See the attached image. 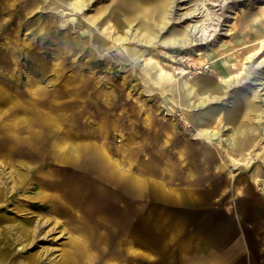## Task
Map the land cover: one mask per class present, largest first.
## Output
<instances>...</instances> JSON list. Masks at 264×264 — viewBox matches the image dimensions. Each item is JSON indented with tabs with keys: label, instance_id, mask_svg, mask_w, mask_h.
I'll return each mask as SVG.
<instances>
[{
	"label": "rangeland",
	"instance_id": "obj_1",
	"mask_svg": "<svg viewBox=\"0 0 264 264\" xmlns=\"http://www.w3.org/2000/svg\"><path fill=\"white\" fill-rule=\"evenodd\" d=\"M58 1L0 0V264H264V232H244L264 219L246 202L264 210V128L247 138L248 163L226 162L253 197L226 172L179 171L176 155L220 145L198 141L193 118L209 109L223 112L206 127L225 128L227 108L252 100L264 127V0H167L159 32L163 0ZM145 16L160 41L191 23L208 30L187 45L139 42ZM172 81L203 82L194 101L216 85L221 98L186 109Z\"/></svg>",
	"mask_w": 264,
	"mask_h": 264
},
{
	"label": "bare ground",
	"instance_id": "obj_2",
	"mask_svg": "<svg viewBox=\"0 0 264 264\" xmlns=\"http://www.w3.org/2000/svg\"><path fill=\"white\" fill-rule=\"evenodd\" d=\"M52 1L56 3L57 0L56 1L52 0ZM90 1L91 0H79L75 4L74 3L73 4H70V2L68 0H59L58 1L59 2L58 4L63 5L64 8H71L74 5L75 7H79L80 9H85V8H88L87 6L89 5V2ZM134 2L136 3L137 0H134ZM166 2H167V0H163L159 4L160 6L155 7L154 8V11H153V13H156V15L158 14V20L159 21H157V22L154 21V25H155V27H156V29H157L158 32L161 31L162 29H164V27L166 26V23H168L169 18H170L169 17V15L171 14L170 11L165 12L164 15L162 13V9L165 7ZM176 3H177V0H171L169 6H172L174 4L176 5ZM144 11H146V10L144 9ZM192 13H194V12L192 11ZM110 15L111 16L114 15L111 20L113 21V23L116 22L117 21L116 20L117 14L113 11V13L111 12ZM185 15L186 16L187 15H190V12L186 13ZM190 16H193V15H190ZM207 16L211 20H213V19L215 20V18H216V17H214V13H212V14L209 13V14H207ZM182 17L183 16L180 15V16H178V19L179 18H182ZM117 18H119V17H117ZM184 18H187V17H184ZM102 19H103V17H101L100 14H98V15H95L92 19H90L89 22L93 23V25L96 26V24H100V22H101ZM127 20H128V18L127 17H124L123 18V23L125 24V22H127ZM214 20H213V23L216 24L217 23L216 22L217 20L216 21H214ZM85 21H87V19ZM149 25L150 24H149L148 18L146 16L145 17H142L140 19L139 26L141 28H143L144 30H142L143 32L138 33V35H136V36H138L137 39H138L139 42L145 41V42H148V43H151V44L153 42H159V43L170 44V45H187L189 43V40L187 39V36H192L193 34H195L197 32H199L198 33V36H201V35L204 36L203 34H205L206 31L208 30V28H207V25L208 24H207L206 21L203 22L202 24L191 23L188 27H185V29H183L182 31H179L181 34H177V32H176V33H174V34H172V35H170L168 37V41H166L165 39H163V40L161 39V41H160L159 39L156 38L157 37L156 32H152L151 33L150 26ZM87 26H89V25H87ZM129 32L130 31H128V29L125 30L124 34L119 35L117 38H114V40H118V41H120V40L121 41H125L126 39L128 40V33ZM109 36H110V34L108 35V37ZM133 37H135V36H133ZM99 38H101V35L99 33H95V40L98 41ZM201 38H203V37H201ZM108 50H111V49L109 48ZM255 83H257L258 85H257V88L254 90V96H257L258 97L259 91L262 90V89H264V81H261V80L260 81H255ZM169 84L172 85V89L175 90V93H178L177 95L179 96V102L182 103V105H184V108H186V109H188V108H190V109H196V108L204 107L210 101H216V100H219L221 98V95L219 96L218 91H216L217 89H214L215 87L217 88L218 85L214 86V88H211L210 86H208L207 88H209L210 90L212 89L210 92L207 90L205 92H202L203 93L202 94L201 92H198L197 91V93H200V99L198 101H194L193 99H190L189 98V95L191 93H193L194 91H196L195 88L200 87V85H202V84L204 86V83L203 82L196 81L194 83H190V81L189 82H183V81L180 82V81H177V82L174 83V81H172V82H169ZM262 93H264V92H262ZM249 105L252 106V107H255L256 106L255 104H253L252 100H251V102H250ZM189 113H190V111H189ZM201 113L202 114H200L198 116H195L193 118L194 124L196 126H199L198 127L199 128V132H201L203 135H206V137L208 139H218L219 141H221L222 146H224V148H226V149H224L225 151L228 150V149L230 150V148L232 146L234 147V143H233L234 141H233L232 135H230V136L229 135H225V133L222 131V129H218V128L208 129L206 127L207 125L213 124L216 121H218L217 119H219L220 111L217 110V109H209V110L204 111V112H201ZM261 128H264V127H260V131H261ZM255 130H258V128L257 127H251V128L248 127V129L245 130L244 134L247 135L246 133H250V132L252 133ZM236 150H238L239 152L242 151L240 147H237ZM221 165H222V167H224V163L223 162H221ZM27 227L28 228L27 229L24 228L25 230L23 231V232H25V235L26 236L27 235H31V234H33L36 231V225L35 224L28 225ZM2 228H3V226H2ZM28 243H26V244H28ZM0 251H3V248L0 247Z\"/></svg>",
	"mask_w": 264,
	"mask_h": 264
},
{
	"label": "crops",
	"instance_id": "obj_3",
	"mask_svg": "<svg viewBox=\"0 0 264 264\" xmlns=\"http://www.w3.org/2000/svg\"><path fill=\"white\" fill-rule=\"evenodd\" d=\"M251 101L247 102V106L244 107H240V106H232L227 108L226 110V118H224V120L226 121V125L225 128L224 127H220L219 129H222V131L225 133V135H232L233 137V143H234V147L230 148V150H224L226 148H224V146H222L221 141H219L218 139H208L207 137H200L198 138V141L203 142L204 140L208 141V144H214L215 140L218 141V143L220 144L219 147L217 148V146L213 147L210 145H204L206 146L208 149L210 148V151H206L204 153H193L190 154L189 150L186 149V145L188 142L184 143V147H179L176 155H177V162L180 163V168L179 171L184 172L190 176L193 175H198V174H202V175H209L211 174L210 172L216 173V172H226L230 175L228 181H227V186L232 187V189H237L240 188L239 191L242 194H247V195H252L256 196L255 194V189L253 188V185H237L235 182V180H233V175L234 174H230L229 173V169H227V165H231L228 164L226 162L228 161H232L237 158V155L240 156V160H245L246 156L243 153V150L246 149L247 146H249L252 142V139H247L248 137L251 136H257L259 138H261L260 136V127H259V123L257 121V117H258V113L259 111L256 109V107H252L250 106ZM217 110L220 111V113H222L223 111H221V109L217 108ZM239 117V118H238ZM221 119V117H220ZM255 119L254 123L255 125H252L251 122L252 120ZM235 122V123H234ZM231 124V125H230ZM230 125V126H229ZM249 125V126H248ZM248 127H257L258 130L253 131L252 133H246L247 135L244 134L245 130L248 129ZM232 133V134H231ZM193 140L194 137H192ZM257 141V140H256ZM202 146V145H201ZM200 146V147H201ZM237 147L241 148V152H239L238 150H236ZM211 148H214V151H211ZM221 148V150H220ZM218 150V151H217ZM215 151L217 152L215 154ZM232 153H231V152ZM224 152L225 154L223 155ZM94 153H96L98 156L102 155L100 157L101 160H103L106 156V152L105 150L102 148H97ZM252 158V156L250 155L249 159ZM247 161L246 163L249 162V159L246 158ZM202 162V163H201ZM221 162L224 163V167H222ZM190 164V165H189ZM245 166V164H244ZM230 167H233V169L235 168L233 165H231ZM113 169V168H112ZM108 171H111L110 169ZM191 171V172H190ZM259 169L257 167L255 168H251V170L249 171L251 179L255 180L254 177V173L258 172ZM139 176V177H138ZM137 185H142L144 183V176L143 175H137ZM196 180V179H195ZM161 182V181H160ZM192 185L194 186V182H192ZM158 187H163V184L160 186L158 185ZM258 197V196H257ZM249 205L253 206V208L256 210L257 213H260V217L264 218V210H262L259 207V202L258 199L256 198L255 200L250 199L246 201ZM258 221V223L254 220L251 225L250 228H248V231L244 230V232L246 234H250V232L255 231L256 233H262L264 232V219H256ZM262 229H261V228ZM244 233V234H245ZM245 236V235H244Z\"/></svg>",
	"mask_w": 264,
	"mask_h": 264
}]
</instances>
